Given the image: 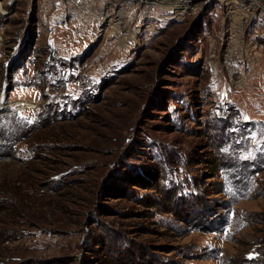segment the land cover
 Masks as SVG:
<instances>
[{
	"label": "rangeland",
	"instance_id": "rangeland-1",
	"mask_svg": "<svg viewBox=\"0 0 264 264\" xmlns=\"http://www.w3.org/2000/svg\"><path fill=\"white\" fill-rule=\"evenodd\" d=\"M0 102V264H264V0H0Z\"/></svg>",
	"mask_w": 264,
	"mask_h": 264
},
{
	"label": "built area",
	"instance_id": "built-area-1",
	"mask_svg": "<svg viewBox=\"0 0 264 264\" xmlns=\"http://www.w3.org/2000/svg\"><path fill=\"white\" fill-rule=\"evenodd\" d=\"M247 10H249V7H247ZM232 12V16L233 17H240V13L238 12V11H236V10H232L231 11ZM234 37H235V35H233ZM233 40V39H232ZM242 44L237 48V49H234V51H236V52H240V53H238V55H237V57H240V56H243L244 55V53H248V50H247V48H248V46H247V48H246V43L243 41V39H238ZM237 54V53H236ZM1 103L2 102H0V105H1ZM11 105V104H10ZM13 106L15 107V108H24V107H26V108H29V107H32V105H31V103H29V102H25V101H19V102H16V103H13ZM2 107H3V105H2Z\"/></svg>",
	"mask_w": 264,
	"mask_h": 264
},
{
	"label": "trees",
	"instance_id": "trees-1",
	"mask_svg": "<svg viewBox=\"0 0 264 264\" xmlns=\"http://www.w3.org/2000/svg\"><path fill=\"white\" fill-rule=\"evenodd\" d=\"M201 207H202V206H201ZM204 209H207V210H209L210 212L213 211L212 209H209L208 207H207V208H204V207H203L202 210H204ZM183 220H184V219H183ZM137 257H138V259H140V258H139V252H138V256H137ZM148 264H155V263H154L152 260H150V261L148 260Z\"/></svg>",
	"mask_w": 264,
	"mask_h": 264
},
{
	"label": "bare ground",
	"instance_id": "bare-ground-1",
	"mask_svg": "<svg viewBox=\"0 0 264 264\" xmlns=\"http://www.w3.org/2000/svg\"><path fill=\"white\" fill-rule=\"evenodd\" d=\"M167 8H168L169 10H173V9L175 8V4L169 5V6H167ZM113 10H114V9H113ZM105 13H106V16H109V15H110L108 12H105Z\"/></svg>",
	"mask_w": 264,
	"mask_h": 264
}]
</instances>
